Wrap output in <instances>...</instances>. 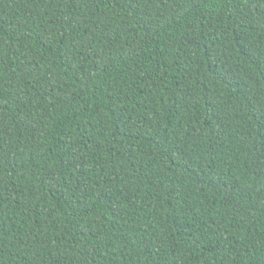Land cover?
<instances>
[{
    "label": "trees",
    "instance_id": "1",
    "mask_svg": "<svg viewBox=\"0 0 264 264\" xmlns=\"http://www.w3.org/2000/svg\"><path fill=\"white\" fill-rule=\"evenodd\" d=\"M0 264H264V0H0Z\"/></svg>",
    "mask_w": 264,
    "mask_h": 264
}]
</instances>
